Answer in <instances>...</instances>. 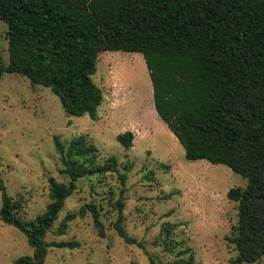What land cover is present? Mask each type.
Masks as SVG:
<instances>
[{
  "label": "trees",
  "instance_id": "trees-1",
  "mask_svg": "<svg viewBox=\"0 0 264 264\" xmlns=\"http://www.w3.org/2000/svg\"><path fill=\"white\" fill-rule=\"evenodd\" d=\"M7 26L6 73L26 76L51 89L68 115L98 117L102 89L94 81L105 51L139 52L153 86L155 109L185 149L189 160L225 164L247 180L232 187L238 222L228 239L235 245L234 264L258 263L264 257V0H0V23ZM129 149L134 134L117 135ZM65 180L49 179L51 201L43 213L26 220L23 203L7 190L0 174V219L22 230L34 248L15 264H42L50 247L73 248L74 241L48 242L66 200L79 181L118 171L115 156L100 160L97 146L85 135L67 149L56 139ZM127 173L121 189L108 200L117 210L115 228L128 243L145 248L125 228ZM95 187V185H93ZM101 204L91 200L67 222L91 212L104 236ZM171 223L156 239L178 258L170 264H193L191 247L177 252ZM164 234V237H163ZM152 259V258H151Z\"/></svg>",
  "mask_w": 264,
  "mask_h": 264
},
{
  "label": "rangeland",
  "instance_id": "rangeland-1",
  "mask_svg": "<svg viewBox=\"0 0 264 264\" xmlns=\"http://www.w3.org/2000/svg\"><path fill=\"white\" fill-rule=\"evenodd\" d=\"M7 26L0 23V63L8 61ZM94 81L103 91L97 119L88 114L68 115L60 98L43 85L17 73L0 82V174L8 192L23 203L20 214L31 220L51 201L49 179L66 178L58 138L67 149L74 138L85 135L100 152V160H118V171L87 177L66 200L59 218L47 234L48 242L74 241L73 248L50 247L42 264H170L175 254L156 239L164 224H173L175 252L191 247L193 264H234L235 245L228 239L238 222V206L227 196L232 187L245 188L247 180L225 164L206 159L189 160L185 149L159 117L144 56L139 52L105 51L100 55ZM134 134L126 149L117 135ZM119 173H127L125 228L144 244L128 243L116 228L117 210L108 198L119 196ZM95 185V187H93ZM91 200L101 204L105 235L91 212L66 221ZM0 191V208H1ZM164 237V234H163ZM34 248L27 235L0 219V264H15ZM152 258V259H151ZM264 264V257L258 263Z\"/></svg>",
  "mask_w": 264,
  "mask_h": 264
},
{
  "label": "crops",
  "instance_id": "crops-1",
  "mask_svg": "<svg viewBox=\"0 0 264 264\" xmlns=\"http://www.w3.org/2000/svg\"><path fill=\"white\" fill-rule=\"evenodd\" d=\"M160 117V116H159ZM177 138V137H176Z\"/></svg>",
  "mask_w": 264,
  "mask_h": 264
}]
</instances>
